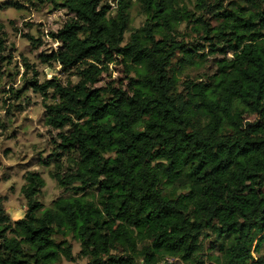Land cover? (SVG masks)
<instances>
[{"label":"trees","instance_id":"trees-1","mask_svg":"<svg viewBox=\"0 0 264 264\" xmlns=\"http://www.w3.org/2000/svg\"><path fill=\"white\" fill-rule=\"evenodd\" d=\"M192 1L117 0L111 15L101 0H45L72 18L41 61L78 81L28 84L54 100L43 122L71 156L51 176L70 194L42 210L44 181L27 173L23 218L12 221L0 201V264L73 260L55 235L76 241L87 264H264L253 255L264 246V137L235 138L246 109L264 110V0ZM183 23L221 55L206 78L179 79L208 56L179 40ZM114 55L125 88H93Z\"/></svg>","mask_w":264,"mask_h":264},{"label":"rangeland","instance_id":"rangeland-1","mask_svg":"<svg viewBox=\"0 0 264 264\" xmlns=\"http://www.w3.org/2000/svg\"><path fill=\"white\" fill-rule=\"evenodd\" d=\"M183 2L192 9V0ZM101 3L110 8L111 15L115 14L117 0H101ZM71 18L67 11L55 10L45 0H0V201L12 221L23 218L28 210L27 200L21 192L27 173H37L44 181V187L36 197L42 204V210L48 209L58 197L70 194L51 176L57 166L62 171L67 170V158L71 156L59 148L57 134L60 131L46 127L43 122V105L54 100L50 94L47 100H43L29 88L28 83L36 81L41 84L52 78L65 85L77 83L75 70L63 71L55 63L41 61L58 50L60 43L56 34ZM143 22L144 16L134 4L130 9L131 29L139 28ZM180 31L179 40L202 47L208 56L198 69L191 66L179 69V79L195 81L206 78L215 71L214 61L221 55H210V43L192 36L185 23L181 24ZM128 37L129 33H126L124 43ZM114 58L107 70L99 66L100 74L92 84L93 88H125L127 75L120 59L116 55ZM179 61V56L173 60L176 69ZM34 71L37 76H34ZM256 136L264 137V110L246 109L235 138ZM53 239L56 243L66 240L71 245L73 256V260L62 258L57 264H87L86 259L79 257V244L70 236L55 235ZM209 246L210 239L205 241V249ZM210 254L218 255L216 251H210ZM253 255L255 259L263 257L264 246L258 252L254 250ZM175 263L184 264L180 261Z\"/></svg>","mask_w":264,"mask_h":264},{"label":"built area","instance_id":"built-area-1","mask_svg":"<svg viewBox=\"0 0 264 264\" xmlns=\"http://www.w3.org/2000/svg\"><path fill=\"white\" fill-rule=\"evenodd\" d=\"M165 262H166L167 264H173L174 262H176V260L166 259Z\"/></svg>","mask_w":264,"mask_h":264}]
</instances>
